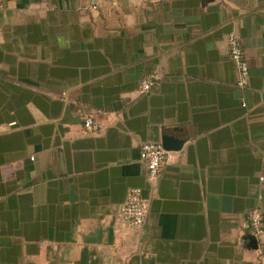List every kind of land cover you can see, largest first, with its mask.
<instances>
[{"label":"crops","instance_id":"obj_1","mask_svg":"<svg viewBox=\"0 0 264 264\" xmlns=\"http://www.w3.org/2000/svg\"><path fill=\"white\" fill-rule=\"evenodd\" d=\"M262 176L264 0H0V264H264Z\"/></svg>","mask_w":264,"mask_h":264},{"label":"built area","instance_id":"obj_2","mask_svg":"<svg viewBox=\"0 0 264 264\" xmlns=\"http://www.w3.org/2000/svg\"><path fill=\"white\" fill-rule=\"evenodd\" d=\"M228 56L238 74L237 86L243 88L249 80V65L247 63L244 49L237 36L233 33L228 34ZM153 82L149 79H143L140 83V89L147 92L151 89ZM245 105L244 103L242 104ZM82 126L87 131H97L99 124L93 116L85 115L82 117ZM141 160L146 168V177L151 180L158 176L161 166L166 159L167 150L161 142H146L141 146ZM264 180V176L261 177ZM149 200L142 194L140 187H132L126 194V200L121 208V216L125 222L134 229H141L145 225L148 212ZM249 232L255 237L264 233L261 212L254 208L249 216Z\"/></svg>","mask_w":264,"mask_h":264},{"label":"water","instance_id":"obj_3","mask_svg":"<svg viewBox=\"0 0 264 264\" xmlns=\"http://www.w3.org/2000/svg\"><path fill=\"white\" fill-rule=\"evenodd\" d=\"M161 144L166 150H176L182 146L183 140L174 139L171 136H163ZM253 242L255 243V239L253 240ZM255 246L256 245L254 244V247Z\"/></svg>","mask_w":264,"mask_h":264}]
</instances>
